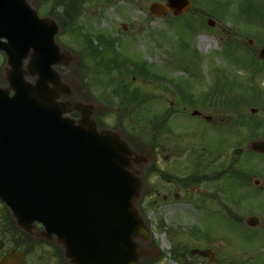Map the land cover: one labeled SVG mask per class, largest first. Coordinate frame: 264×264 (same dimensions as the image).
Segmentation results:
<instances>
[{"label": "rangeland", "instance_id": "obj_1", "mask_svg": "<svg viewBox=\"0 0 264 264\" xmlns=\"http://www.w3.org/2000/svg\"><path fill=\"white\" fill-rule=\"evenodd\" d=\"M48 1L46 4L43 0H30V3L44 16L56 0ZM61 1L63 6H71L69 0ZM70 1L75 3L73 12L68 7L71 17L65 18L67 7L52 8L54 16H51L66 23L64 28L60 27L55 41L71 57L68 65L55 69L70 83L73 99L86 97L95 102L92 116L97 118L99 126L120 131L130 144L141 149L158 148L159 162L152 164L162 173L158 177L149 176L147 183L153 191L139 205L158 251V256L153 254L148 261L206 264L188 251L207 248L215 256H222L225 264H251L255 254L264 264V238L254 237L240 220L249 215L250 206L249 199L241 198V190L236 185H225L227 195L239 202L238 208L229 203L230 209L238 211L234 215L227 211L228 207L221 209L215 203L206 204V197L189 189L190 186L205 188L202 167L206 166L208 151L235 145V101L245 94L236 81L233 32L237 19L250 18L239 13L241 0H188L187 11L175 15L169 10L161 17L149 13V4L165 3V0ZM214 14L224 21L219 23ZM208 19L215 21L213 26L207 24ZM85 34L102 51H107L97 38L103 35L113 42V49L116 47L125 58L128 68L139 62L149 71L147 76L136 73L119 76L117 70L103 74L102 65L96 66L98 79L115 76V85L127 84L138 94L137 99L126 105L120 97H110L113 93L110 85H92L89 81L94 68L92 59L85 62L80 56L85 51L82 45ZM201 36L207 43L199 44ZM121 95L126 98L129 93ZM202 101L206 103L204 107ZM210 102L213 104L208 105ZM224 102L230 107H225ZM193 111L198 114L192 115ZM208 114L209 122H205ZM153 123L155 127L151 126ZM195 161L201 165H194ZM181 184H187L186 188L179 190ZM156 191L160 195L150 196ZM168 192L164 200L161 195ZM173 193L179 196L175 198ZM210 194L211 190L205 196ZM256 203L264 210V200ZM173 249L178 250L176 254ZM215 264L220 263L217 260Z\"/></svg>", "mask_w": 264, "mask_h": 264}, {"label": "water", "instance_id": "obj_2", "mask_svg": "<svg viewBox=\"0 0 264 264\" xmlns=\"http://www.w3.org/2000/svg\"><path fill=\"white\" fill-rule=\"evenodd\" d=\"M188 7L166 0L149 11L158 17ZM58 31L28 0H0L7 82L0 88V201L21 229L40 222L70 264H144L151 253L142 246L149 230L136 207L143 187L137 167L148 159L120 131L97 128L94 102L73 99L53 68L71 60L55 41Z\"/></svg>", "mask_w": 264, "mask_h": 264}, {"label": "flooded vegetation", "instance_id": "obj_3", "mask_svg": "<svg viewBox=\"0 0 264 264\" xmlns=\"http://www.w3.org/2000/svg\"><path fill=\"white\" fill-rule=\"evenodd\" d=\"M238 11L246 17L250 15V18L243 17V21L237 19L233 32L236 81L245 94L235 101V145L227 149L208 151L206 166L203 165L202 168L205 170V188L199 190L196 186H190L189 189L191 193L197 192L206 197V204L212 202L221 209L228 207L227 211L235 215L238 211L230 209L229 203L238 208L239 202L237 198L227 195L225 185H236L241 190V198L244 197L247 201L249 199L250 203L247 211L249 225L247 217H241L240 220H243L245 226L248 225L247 228L254 237L260 235L264 238V210L256 203L264 200V147L253 146L256 142H264V0H241ZM214 15L219 23L222 22V17ZM204 119L209 122V114ZM154 153L155 163H158V148ZM160 173L162 172L159 171L156 177ZM149 175L150 171L145 169L144 177L148 179ZM181 185L179 190L186 188L187 184ZM145 190L147 194L153 188L146 186ZM210 190L211 194L205 196ZM169 194L163 193L161 197L166 200ZM158 195L159 191L150 194L154 197ZM178 196V193H173V197ZM40 229L39 225L27 231L20 229L0 203V264H68L63 258L62 249L53 241L43 240L45 238ZM188 252L191 255V249ZM191 256H196L206 264H215L217 260L220 264H225L222 256L217 257L212 251L207 253V258L198 254ZM251 264H261L256 254L251 258Z\"/></svg>", "mask_w": 264, "mask_h": 264}, {"label": "trees", "instance_id": "obj_4", "mask_svg": "<svg viewBox=\"0 0 264 264\" xmlns=\"http://www.w3.org/2000/svg\"><path fill=\"white\" fill-rule=\"evenodd\" d=\"M58 4H60L59 2L55 1L53 5L57 6ZM71 6H67L70 8V10L73 12V5L75 6V3H71ZM62 25H65L64 22L60 21ZM86 42L88 43V49L86 48L85 51L81 52V56L83 58V60L86 62L87 58L88 59H92L94 61V65L98 66V65H102V68L104 71L107 70V72H109V70L111 68H115V70H117V73L119 76H124V71L122 70L123 68V59L121 58V56H119L117 54V52H115V50L111 49H107V51H101L97 46H95L92 41L86 37ZM106 50V49H104ZM103 57L105 59H103ZM106 63V64H105ZM140 68L143 69V64L139 63L137 64ZM83 73H85V70L83 68ZM93 76L95 77L93 80H99L97 78L98 76V72L96 73V69L95 72L93 73ZM102 82H104L103 80H100ZM114 77L112 76L111 78H108L106 80V83H109L111 85H113V91L116 93L115 95H117L118 97H120V99L122 101H125L124 97L121 95V92H128L129 91V86L127 84H120V85H115L116 82H114ZM131 93L134 94V96L136 95L135 90H131ZM107 98V97H106ZM107 101H109V99H106ZM125 102H129V101H125Z\"/></svg>", "mask_w": 264, "mask_h": 264}, {"label": "bare ground", "instance_id": "obj_5", "mask_svg": "<svg viewBox=\"0 0 264 264\" xmlns=\"http://www.w3.org/2000/svg\"><path fill=\"white\" fill-rule=\"evenodd\" d=\"M199 44L201 45L202 43H207V39L204 36L199 37Z\"/></svg>", "mask_w": 264, "mask_h": 264}]
</instances>
